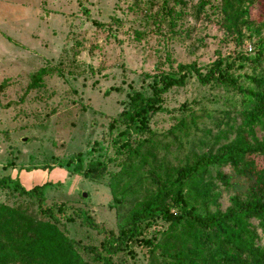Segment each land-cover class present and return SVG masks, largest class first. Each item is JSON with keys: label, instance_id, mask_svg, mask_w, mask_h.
I'll use <instances>...</instances> for the list:
<instances>
[{"label": "rangeland", "instance_id": "1", "mask_svg": "<svg viewBox=\"0 0 264 264\" xmlns=\"http://www.w3.org/2000/svg\"><path fill=\"white\" fill-rule=\"evenodd\" d=\"M161 1L7 0L0 6V85H5L0 93V178L8 176L25 189L46 183L43 195L47 204L87 209L100 227L116 232L118 218L140 200L138 189H127L134 188L147 169L133 172L132 177L120 174L115 192L126 200L118 209H109L110 177L90 182L72 167L57 163L77 153L85 155L94 143L109 146V120L122 111L132 91L149 94V86L159 74L176 72L177 64L195 63L205 70L218 54L230 58L237 52L253 53L249 50L253 40L236 46L224 39L215 20L204 16L196 22L188 9L174 31L157 26L148 13L150 7L151 15L157 11ZM42 67L53 72L43 78L40 88L27 91L30 76ZM251 72L244 66L234 74ZM241 83L248 86L244 80ZM237 99L240 96L234 91L201 86L194 79L183 88L170 90L164 95V112L150 122L156 133L157 157L167 159L171 169L206 151L215 140L216 147L232 141V128L241 123L231 109L239 104ZM184 104L201 118L190 132L175 135ZM224 131L226 134L221 133ZM256 135L261 138L264 132L256 129ZM121 162L115 161L109 170L120 171ZM223 171L229 175L231 187L219 188L221 210L230 205L232 197H242L251 183L228 168ZM0 206L27 219L38 218L35 199L20 195L12 186L0 190ZM161 228L160 224L145 236L157 235ZM59 229L82 244L99 246L102 240L77 218L60 219ZM133 251V255L113 256L112 263L159 264L150 262L147 249Z\"/></svg>", "mask_w": 264, "mask_h": 264}, {"label": "trees", "instance_id": "2", "mask_svg": "<svg viewBox=\"0 0 264 264\" xmlns=\"http://www.w3.org/2000/svg\"><path fill=\"white\" fill-rule=\"evenodd\" d=\"M187 9L196 22L204 16L215 20L224 39L236 46L253 40L252 55L237 52L227 58L218 54L205 70L195 63L177 64L176 72L153 78L149 94L134 90L127 95L122 111L107 123L109 146L94 143L85 155L77 153L57 163L72 167L90 182L110 177L109 209H118L126 200L115 192L120 174L132 177L133 172L147 169L134 188L127 189H138L140 200L118 218L116 232L100 227L87 209L47 204L43 195L46 183L25 189L8 176L0 178V190L12 186L20 195L35 199L38 213V218L27 219L0 206V264H113V256L133 255L137 247L148 250L151 263L264 264V135H256V129L264 132V0H162L158 10L151 15L150 7L148 14L157 26L174 31ZM244 66L251 74H234ZM50 72L53 70L42 67L33 73L27 91L40 88ZM192 79L201 86H222L236 92L239 106L231 105V109L241 123L232 128V141L216 147L215 140L185 164L168 169V160L156 155L158 144L153 141L156 133L150 122L164 112V95L187 86ZM4 87L0 85V93ZM180 108L175 135L190 132L201 118L187 104ZM119 159L124 166L111 172L110 165ZM226 168L251 183L242 197H232L230 205L221 210L219 188L231 187L230 177L223 171ZM73 218L102 236L99 246L82 244L59 229L60 219ZM160 224L161 232L145 236Z\"/></svg>", "mask_w": 264, "mask_h": 264}, {"label": "crops", "instance_id": "3", "mask_svg": "<svg viewBox=\"0 0 264 264\" xmlns=\"http://www.w3.org/2000/svg\"><path fill=\"white\" fill-rule=\"evenodd\" d=\"M5 3H7V0H5L3 3L0 2V6L3 5V4H5ZM53 35H54V34H53ZM44 184H45V183H44ZM35 186H36V185H35ZM37 186H41V185L37 184Z\"/></svg>", "mask_w": 264, "mask_h": 264}, {"label": "water", "instance_id": "4", "mask_svg": "<svg viewBox=\"0 0 264 264\" xmlns=\"http://www.w3.org/2000/svg\"><path fill=\"white\" fill-rule=\"evenodd\" d=\"M83 197H86V195L84 194Z\"/></svg>", "mask_w": 264, "mask_h": 264}, {"label": "built area", "instance_id": "5", "mask_svg": "<svg viewBox=\"0 0 264 264\" xmlns=\"http://www.w3.org/2000/svg\"><path fill=\"white\" fill-rule=\"evenodd\" d=\"M249 50H250V47H249Z\"/></svg>", "mask_w": 264, "mask_h": 264}]
</instances>
